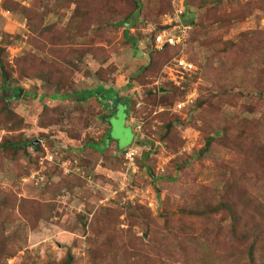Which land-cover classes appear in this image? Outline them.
Segmentation results:
<instances>
[{"label": "rangeland", "instance_id": "rangeland-1", "mask_svg": "<svg viewBox=\"0 0 264 264\" xmlns=\"http://www.w3.org/2000/svg\"><path fill=\"white\" fill-rule=\"evenodd\" d=\"M140 1L142 9H136L130 17H136V26L128 28L126 34V38L137 40L133 46L124 37V0H0L3 58L13 69L12 86L22 89L9 99V108L24 123L17 131L0 124V141L6 135L22 134L38 140L43 155L46 150L56 152L53 164L46 165L45 160L40 164L42 155L36 160L37 167L27 160L37 154L31 147L27 149L29 158L0 157V198L7 200L0 208V221L4 234L13 237L7 246L14 251L0 264H58L68 255L70 264H144V256L150 264H248L247 250L253 234L246 238L230 235L231 218L223 213L181 211L209 197L204 187L220 193L225 183L221 171L225 169L230 175L228 165L240 164L235 150L216 143L199 155L204 139L196 101L206 97L202 87H210L203 77L205 67L218 65L219 59H208L211 49L194 39V26L189 23L185 46L179 47L156 75L135 80L156 48L151 41L156 26L169 25L166 22L178 9L184 10L181 19L188 18V0H168L171 10L157 21L153 18L156 13L151 12L156 0ZM254 1L226 4L223 9L230 12L247 9L252 3L247 18L233 19L229 27L212 30L206 37H222V44L230 46L240 32L257 28L264 31V10ZM193 2L210 6L214 0ZM101 11L98 26L90 24L81 35L77 27H67L80 20L83 13L98 17ZM54 27L60 29L56 38L64 41L61 47L68 54L66 65L74 80L68 92H58L59 99L50 97L55 88L40 79L19 78L14 63L16 57L27 53L47 62L57 59L52 40L46 37ZM177 57L189 61L192 67L181 68ZM99 76L106 81H100ZM98 86L112 87L119 95L129 97L128 117L127 104L122 101L109 99L100 104L89 97L80 102L79 94L63 95ZM158 87L167 94L157 96L155 104L144 98L145 90ZM252 96L246 92L231 105L222 104V112L229 117H258V110L248 112L255 103ZM178 103L184 105L177 108ZM97 111L111 116L101 121L99 115L94 116ZM134 140L139 151L129 166L121 150ZM88 142L97 143L92 148ZM245 172L248 194L264 205V173L252 177L250 170ZM22 199L33 201L34 209L26 203L20 211ZM246 200L253 206L250 197ZM259 236L253 258L255 264H264V237ZM224 255L229 256L225 259Z\"/></svg>", "mask_w": 264, "mask_h": 264}, {"label": "trees", "instance_id": "trees-1", "mask_svg": "<svg viewBox=\"0 0 264 264\" xmlns=\"http://www.w3.org/2000/svg\"><path fill=\"white\" fill-rule=\"evenodd\" d=\"M124 1H126L123 8L124 22L122 23L125 27L124 37L126 40H131L132 45L136 46L137 40L130 37L126 38V34L128 28L136 26V17H134L135 19H130V17L136 9L139 11L142 9V3L140 0ZM233 3L234 0H227L226 2L214 0L212 5L203 6L201 3L195 5L193 0H188L185 11L188 18L182 17L183 23H191L194 26V39H198L197 41L200 45L211 49L212 52L208 59L211 60L217 57L219 59L218 65L205 67L203 77L205 81L210 83V87H202L206 91V97L203 99L198 98L196 101V107L200 110L199 117L202 122V126L199 129L204 139L199 155L208 152L211 146L216 143L223 148L235 150L240 156V164L238 163L236 166L228 165V168L231 170L230 175H226L225 167L223 168L224 171H221V174L225 177V183L220 193L216 195L214 194L215 191L204 187V191L209 193V197L200 202L194 201L193 205L190 203L189 207H185L181 211L182 213L188 211L196 215L223 213L229 216L231 218L230 235L233 237L240 235V237L245 236L246 238L253 234L248 246L247 257L249 259L248 264H255L253 248L257 239H261L259 235L261 234L264 237V205L256 203L258 199L254 196L252 198L250 193L248 194L244 182L246 178L245 171L247 170H250L252 177L259 175L260 172L264 173V31L257 28L240 32L237 40L232 42L230 46L222 44V37H206L207 33L212 30L229 27L233 19L247 18L246 14L250 10L252 3L244 10L235 8L231 9L230 12H226L223 9L226 4L233 5ZM253 4L264 10V0H256ZM98 5H94V8ZM191 5L196 9H191ZM169 10L171 8L168 0H156L151 12L156 13L153 15V18L157 21L161 14ZM103 12L101 11L98 17H93L92 13H83L79 18L80 20L75 21L74 24L68 23L67 27L71 25L75 28L77 27V33L81 35L84 33L83 30L88 28L90 24L98 26V20L102 19L103 16L101 14ZM74 16L75 14H72V19ZM34 24L32 23V25ZM169 27V25H157V29H154L153 33H151V41L154 42V36L157 32L168 30ZM51 30L52 34L46 37L52 40L51 44L54 45L52 52L56 53L57 59L47 62L32 53H27L24 56L16 57L14 63L16 64L15 71L19 78L25 79L28 76H32L33 78L40 79L42 84L47 83L55 88L56 92L50 97L59 99L57 97L59 95L58 92H68L72 88L74 80L72 70L66 65L69 62L68 54L63 53V47H61L64 41L57 39L59 36L57 32L60 29L54 27ZM40 47L43 50L46 48L41 45ZM178 48L179 46L171 45L153 48L149 53L148 62L143 65L141 73L134 76V79L138 80L137 78H140L139 80H141L145 75H156L162 65L176 54ZM4 55L5 47L0 44V124H3L9 131H17L24 126L23 118L9 108V99L18 96L21 88L19 86H12L14 82L12 79L13 69L3 58ZM103 78L99 76L100 81H106ZM160 88L158 87L153 91L150 89L145 90L146 94L144 98L155 104L157 96L163 97L167 94L164 90H160ZM246 92L253 93L252 97L255 99V103L252 104V108L248 109V112L252 113L258 110L260 112L258 117H229L226 113L222 112V104L231 105L234 100L244 96ZM63 95H78L80 102L86 101L89 97H95V102L100 104L102 100L103 102L106 100L107 103L109 99L113 102L117 101V103L122 101V103L127 104V117L131 107L129 97L127 95H119V92L112 87L106 89V87L98 86L86 89L80 93L79 91H75ZM97 115L104 122L110 116L106 111L103 114H99L97 111L94 116ZM40 125L43 126L44 123L40 122ZM84 126H87V121ZM168 126L169 128L172 126L171 122H169ZM94 143L97 142H88L87 146L92 147ZM28 147H31L37 154L27 160L32 163V167H37L36 160L44 153H42L40 143L38 140L36 142L35 139L24 138L22 134H10L2 137L0 141V157L7 156L9 159H16L18 156H23L29 158L31 155L27 152ZM45 164L50 165L53 162L45 160ZM234 172L237 173V176H233ZM27 173L28 170L24 171V174ZM248 197L253 200V206L250 201L246 200ZM5 201L7 202L4 197L0 198V208L3 205L6 206ZM26 203L30 206V209H34V206H32L33 201L22 199V203L19 206L20 211L23 212L22 208H26ZM41 209L39 207L38 213H41ZM244 215L245 221H243ZM252 219L254 220L253 222L250 221ZM247 227H250V229ZM237 231H240V234ZM12 240L13 237L11 235L4 234V226H2V221H0V261L14 255V251L7 246ZM211 252L218 258L219 255L213 251ZM126 256L128 257L127 254ZM228 256L224 255L225 259ZM148 260V256H144L141 261L144 264H150ZM70 262L71 257L68 255L66 259L60 261L58 264H70Z\"/></svg>", "mask_w": 264, "mask_h": 264}, {"label": "built area", "instance_id": "built-area-1", "mask_svg": "<svg viewBox=\"0 0 264 264\" xmlns=\"http://www.w3.org/2000/svg\"><path fill=\"white\" fill-rule=\"evenodd\" d=\"M183 9H178L175 13L170 17L169 21L166 24H169L168 30H163L157 32L154 36L155 47L160 48L164 45L171 46H185L187 42V33H189L190 25L183 23L181 16L183 14ZM176 63L183 69H188L192 67V64L187 62L182 57L175 59ZM184 104L178 103L177 108H181ZM139 151V147L135 144V141L126 147L122 151V156L125 160V163L129 166L133 164L135 157L137 156ZM56 152H51L46 150L43 157H40L39 163L41 164L43 160L53 161L55 158Z\"/></svg>", "mask_w": 264, "mask_h": 264}, {"label": "crops", "instance_id": "crops-1", "mask_svg": "<svg viewBox=\"0 0 264 264\" xmlns=\"http://www.w3.org/2000/svg\"><path fill=\"white\" fill-rule=\"evenodd\" d=\"M112 109H115V108H113V106H112ZM111 116V115H110ZM110 116H108V117H110ZM108 119V118H107ZM108 123H109V120H108ZM133 131H134V129H133ZM134 141H131L128 145H126L121 151H123L126 147H128L129 145H131L132 143H133ZM111 144L110 145H112V146H110V147H112L113 149H117V148H115L114 146L115 145H113L112 144V142H110ZM115 144V143H114ZM117 146V145H116ZM117 152V151H116Z\"/></svg>", "mask_w": 264, "mask_h": 264}, {"label": "water", "instance_id": "water-1", "mask_svg": "<svg viewBox=\"0 0 264 264\" xmlns=\"http://www.w3.org/2000/svg\"><path fill=\"white\" fill-rule=\"evenodd\" d=\"M20 93H22V90H21V89L19 90V94H20Z\"/></svg>", "mask_w": 264, "mask_h": 264}]
</instances>
